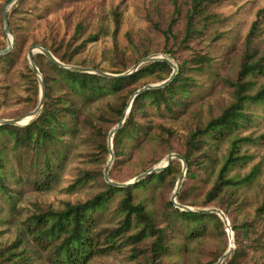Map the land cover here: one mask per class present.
I'll list each match as a JSON object with an SVG mask.
<instances>
[{
  "label": "rangeland",
  "instance_id": "1",
  "mask_svg": "<svg viewBox=\"0 0 264 264\" xmlns=\"http://www.w3.org/2000/svg\"><path fill=\"white\" fill-rule=\"evenodd\" d=\"M8 1L0 0V46L8 41L3 19ZM178 4L181 13L173 25L174 36L167 40L163 31L175 17L172 0L16 1L9 6L8 14L22 49L12 67L0 64V118L18 117L32 107L35 94L28 61V50L32 46L41 44L52 48L55 56L66 63L111 73H118L116 71L125 65L128 68L123 72H126L145 56L164 54L178 68L188 60L184 70L188 81L186 91L179 92V100L172 109L149 100L144 102V111L136 120L146 125V131L137 137L124 136L118 147L114 140L115 159L110 176L127 182L171 152L184 154L191 132L204 127L235 100L232 82L239 79L243 63L264 56V14L258 15L264 0H204L206 17L194 16V23L201 30L185 43L183 38L192 0H178ZM11 33L15 42V34ZM168 49L172 52L168 53ZM196 55L206 56L210 64L197 65L192 61ZM39 60L44 80L48 77L49 83H53L55 99L66 95L73 98L77 120L72 122L65 118L71 126L61 129V137L48 146L49 150L53 149V174L44 170L43 151L37 154L33 149L16 148L11 136L0 133V144L5 146L6 154L3 171L7 177L6 187L0 185V253H5V264L22 257L28 264H56L55 247L61 240L38 238L31 218L48 210H63L67 203L85 202L106 191L104 168L109 159L108 135L120 119L121 104L124 100L128 103L138 88L170 76L168 70H156L143 74L137 82L123 86L118 92L88 99L83 92L70 93V86L51 69L44 54ZM35 78L40 98L36 75ZM242 81H252L248 93L254 94L264 86V72L251 73ZM56 103L69 104H62V100ZM243 111L247 118L225 139L217 142L207 136L210 144L203 146L209 149L208 160L203 153L205 150L194 149L197 157L194 173L186 174L179 193L183 195L184 204L219 207L228 212L230 222L251 221L264 236V216L256 215L264 200V102L248 101ZM237 138H248L239 141V153L244 158L232 165L227 177L238 180L256 166L257 172L251 180L239 186H227L217 198L206 202L207 192L215 184L232 141ZM104 142L107 151L102 147ZM201 159L205 160L203 165ZM182 165L181 160L174 159V167L164 181L132 186V202L142 203L153 217L154 231L145 238L131 237L141 229L136 222L124 234L109 236L108 231L120 227L125 216L120 206L124 193L111 194L105 206L92 215L95 226L91 235L98 249L114 246L95 252L86 264H216V257L225 252L229 237L215 231L211 224L205 231L198 232L194 222L187 221L168 205ZM192 229L195 230L193 236L189 234ZM159 230L166 246L162 252L156 249ZM10 253L13 254L7 258ZM243 264H264V250L248 247Z\"/></svg>",
  "mask_w": 264,
  "mask_h": 264
},
{
  "label": "trees",
  "instance_id": "2",
  "mask_svg": "<svg viewBox=\"0 0 264 264\" xmlns=\"http://www.w3.org/2000/svg\"><path fill=\"white\" fill-rule=\"evenodd\" d=\"M20 1L21 0H18V2ZM172 1L174 3L175 17L171 19L167 29L163 31L167 40L174 36L173 25L178 20L177 18L181 13L178 0ZM203 1L204 0H192L191 9L187 14L188 22L185 36L183 38L184 43L187 42L195 33L201 30V27H196L194 23V16L199 15L200 18L206 17L203 15ZM262 14H264V7L258 12V15ZM8 20L10 30L15 34V42L14 46L8 53L0 54V64L9 68L12 67L20 57L22 43L18 35L12 29L10 13L8 14ZM7 47L8 41L7 44L0 46V49L3 50ZM50 49L54 52L52 48ZM167 52L171 53L172 51L168 49ZM41 57L42 54H35V60L38 66L41 68V71L44 73V69L39 60ZM61 60L64 59L61 58ZM192 61L199 66L210 64V59L204 55H196L192 58ZM188 63V60H185L182 64H179V72L169 85L158 89L147 90L136 97L126 122L115 134V147H118L119 141L124 136L137 137L146 131V125L136 120V116L144 111V102L146 100H149L150 103L156 105L164 104L169 109H172V106L179 100V92L186 91L185 87L188 86V81L184 75V70ZM48 64L51 69L61 76L60 79L63 78L62 80H64L70 86V93L77 91L83 92L87 95L88 99H92L93 97L99 96L106 92H118L123 88V86L137 82L143 74H152L156 70H168L169 75L172 73L170 68L171 66L168 63L162 61L145 63L135 73L123 77H105L93 73L71 71L57 66L50 60H48ZM127 68L128 66L125 65L122 70L116 72H123ZM29 72L30 81L34 87L35 94L34 102L30 109L33 110L39 101V86L31 69ZM255 72H264V56L258 60L245 61L243 63L239 73V79L236 82H232V84L235 86V100L228 107H226L219 116L209 120L204 127L199 126L191 132L188 138V150L183 154L188 161L187 176L194 173L193 164L196 162L195 160L197 158L196 155H194V149L205 150L203 153L206 160H208V157H211L208 153L209 149L203 146L204 144H210L207 136L215 139L217 142L225 139L232 130L240 126V124L243 122V119L247 118V115L244 113L243 109L248 101L264 102V86H262L261 89H259L256 93L249 94L248 89L251 87L252 81H242L244 76ZM164 79L165 78L162 80ZM45 86L46 102L39 117L35 121L23 127L17 125H0V133L1 135L7 134L11 136L14 140V145L16 148L21 150L33 149L37 154L40 151H43L46 158L44 170H46V172L50 171V174H53V168L51 166V155L53 153V149L49 150L48 146L50 143H55V141L61 137V129L71 126L65 118H70L72 122L77 120V108L73 98L69 95H66L64 98L62 96L56 97L55 99L54 95L52 94L53 83H49L48 77L45 80ZM136 89H134L133 92ZM56 100H62V104H69L57 105ZM126 105L127 100H124L118 111L120 119L123 115ZM240 140H248V138H237L232 141L229 154L225 160V163L218 171L215 184L207 192L206 202H210L217 198L227 186H239L240 184L251 180L256 174L258 169L257 166L254 167L253 170L245 177L238 180L227 177V173L231 169L232 165L244 158V155L239 153ZM102 147L106 151L108 150L105 142L102 144ZM117 152L119 151H116V153ZM5 161V146L0 144V185L3 188L6 187L7 179L6 174L3 171L5 168ZM204 163L205 160L201 159L200 164L203 165ZM173 164L174 160L165 170L154 173L153 175L139 181L134 186H146L154 180L164 181L166 174L170 173L174 167ZM47 177H49V173L47 174ZM132 186L118 187L107 183L106 191L99 192L93 198L88 199L85 202L76 204L67 203L66 208L63 210H48L39 214H35L31 218V220L36 225L35 229L37 230L38 238H45L46 240L50 239L51 241L61 240L55 247L57 254L55 259L56 264H86L89 258H91L95 252L97 253L99 251H104L114 246L109 245V247H101L98 249L96 248V239L91 235L95 226V220L92 215L94 212L105 206L112 193H124V197L121 199L120 206L125 216L122 219V224L120 227L108 231L110 237H118L124 234L127 230L134 226V222L141 226V229L131 236L133 239L139 240L141 238H145L152 231H154L155 227L151 213L142 203L135 204L132 202ZM178 200L181 203H185L181 193H179ZM168 205L187 221L194 222V228H196L198 232L205 231L209 224H211L215 231L220 232V234L224 235L226 238L227 236L229 237L226 226L216 213H194L183 211L175 207L170 200L168 201ZM225 213L228 215L226 210ZM256 215L261 218L264 216V200L257 208ZM230 223L234 232L236 247L233 253L227 259H225L223 264H243L248 247H251L255 250H264V236L263 233L258 230L255 223L251 221L236 222L234 220ZM159 233V241L156 244V249L162 252L163 250H166V246L161 240L162 230H159ZM193 233H195L194 229H192L189 234L193 236ZM229 242L230 241L227 240L226 247L223 252L227 249ZM4 254L5 253L3 252L0 253V264H5L3 261L5 258L3 256ZM12 254L13 253H10L7 258H10ZM220 255L221 254L216 257V260H218ZM11 264H28V262L25 257H22Z\"/></svg>",
  "mask_w": 264,
  "mask_h": 264
},
{
  "label": "water",
  "instance_id": "3",
  "mask_svg": "<svg viewBox=\"0 0 264 264\" xmlns=\"http://www.w3.org/2000/svg\"><path fill=\"white\" fill-rule=\"evenodd\" d=\"M16 1H18V0H9L5 4L4 9H3V19H4V24H5V33L7 35V40H8V47L6 49H3V50L0 49V54L8 53L13 47L14 37H13L11 30H10V25H9V20H8V8L10 5L15 3ZM35 53L44 54L50 61H52L54 64H56L57 66H59L61 68L68 69L71 71H77V72L98 74V75H102L105 77H123V76L131 75V74L135 73L136 71H138V69L143 64L148 63V62L162 61V62L168 63L173 68L172 73L170 74V76L167 79H165L159 83H148V84L138 88L131 95L120 121L114 127H112V129L110 130L109 135H108L109 159H108L107 164L104 168V178L108 184L118 186V187H129V186L135 185L139 181L153 175L154 173L161 172V171L165 170L172 163V161L174 159L181 160L182 164H183L182 165V171H181V173H180V175L176 181V184H175L173 193L171 195L170 201L172 202V204L175 207H177L183 211L194 212V213H216L217 215H219V217L222 219L224 225L226 226V229H227V232L229 235V240H230L228 248L225 250V252L219 257L218 261L216 262V264H223L225 259H227L235 250V241H234V237L232 235L233 230L231 227L230 220H229L228 216L226 215L225 211L219 207H216V206L194 207L191 205L181 203L178 200V194L180 192L183 181H184L185 176H186L187 171H188V161L183 154L178 153V152H171L166 156V158H167L166 163L156 164V165L148 168L144 172L140 173L139 175H137L132 180L127 181V182L116 181L110 177V169H111V166H112L113 161L115 159L114 136H115L116 132L119 131V129L126 122L127 117L131 111L132 105H133L136 97L139 96L141 93L147 91V90L158 89V88L165 87L166 85H169L172 82V80L175 78V76L178 74V71H179L178 65L171 58H169L168 56H166L164 54H154V55H149V56L143 57L141 60H139L137 63H135L131 67V69L127 70L126 72L111 73V72L104 71L102 69H98V68H94V67L80 66V65H74V64L66 63V62L62 61L61 59H59L58 57H56L55 54L49 48L45 47L44 45L39 44V45L32 46L28 50V61H29L30 68L32 69V72L36 75V77L39 81V85H40L39 102L33 110H30L23 115H20L18 117H14V118H0V125H28L29 123L33 122L42 112V109L45 105V100H46V86H45V80H44L43 73L35 61V57H34ZM25 121H27V122H25Z\"/></svg>",
  "mask_w": 264,
  "mask_h": 264
},
{
  "label": "bare ground",
  "instance_id": "4",
  "mask_svg": "<svg viewBox=\"0 0 264 264\" xmlns=\"http://www.w3.org/2000/svg\"><path fill=\"white\" fill-rule=\"evenodd\" d=\"M25 122H27V121H25ZM24 123V122H23ZM166 161H167V158L165 157L161 162H159L158 164H164V163H166ZM232 235H233V233H232ZM234 237V236H233Z\"/></svg>",
  "mask_w": 264,
  "mask_h": 264
}]
</instances>
